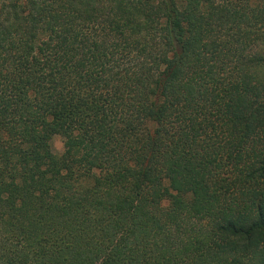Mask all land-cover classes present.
Returning <instances> with one entry per match:
<instances>
[{"label":"trees","instance_id":"obj_1","mask_svg":"<svg viewBox=\"0 0 264 264\" xmlns=\"http://www.w3.org/2000/svg\"><path fill=\"white\" fill-rule=\"evenodd\" d=\"M0 264H264V0H0Z\"/></svg>","mask_w":264,"mask_h":264},{"label":"rangeland","instance_id":"obj_2","mask_svg":"<svg viewBox=\"0 0 264 264\" xmlns=\"http://www.w3.org/2000/svg\"><path fill=\"white\" fill-rule=\"evenodd\" d=\"M52 147H53V151L56 154H60L63 150V145H62V139L60 136L56 135L53 137L52 139Z\"/></svg>","mask_w":264,"mask_h":264}]
</instances>
